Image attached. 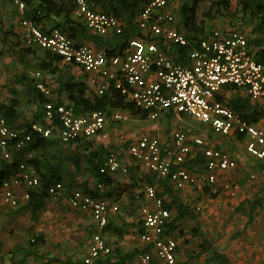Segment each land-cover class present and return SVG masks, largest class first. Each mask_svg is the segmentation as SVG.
I'll return each mask as SVG.
<instances>
[{"label": "built area", "instance_id": "built-area-1", "mask_svg": "<svg viewBox=\"0 0 264 264\" xmlns=\"http://www.w3.org/2000/svg\"><path fill=\"white\" fill-rule=\"evenodd\" d=\"M23 17L21 20L23 42L27 48L46 50L61 58L67 65L80 67L86 73H94L105 80L98 91L103 95L107 87L114 89L137 108L148 113L147 120H157L161 113L169 111L177 117L189 116L208 124L216 133L231 139L242 140L249 156L264 168V130L249 122L220 100L227 87H234L248 94L256 103L264 102V46L249 44V35L240 28H213L207 35L185 33L183 23L177 21L174 0H147L134 19V26L142 37L131 38L113 54L103 48L87 44L78 45L59 28L45 31L35 21L25 18L28 0H10ZM182 1V0H180ZM229 5L239 0H223ZM74 16L82 20L96 36L121 35L124 25L114 15L91 8L90 0H73ZM178 47L186 49L184 61L171 54ZM36 89L47 99L44 105V122L33 123L18 129L7 125L0 118V163L12 162L21 153L25 159L15 173L3 182L5 205L18 208L20 198L16 188L23 189V197L41 188V178L33 163V150H29L34 135L50 139L57 137L62 143L106 139L108 121L127 122L132 115L114 111L109 117L104 112L77 115L70 104H55L50 86L52 77L42 71L35 74ZM122 140H126L122 137ZM130 142V158L157 180H169L173 187L182 191L190 185L195 191L221 192L230 197L240 191L237 182L229 180L238 167L237 161L226 151L214 147L203 132L179 131L165 145L159 137L143 135ZM201 153L204 164L196 170L188 169L191 160ZM127 173L119 155L109 152L104 158L100 173L114 176ZM227 179L221 183V177ZM256 180V175L250 176ZM105 191V185H98ZM47 195L54 200L64 198L63 183L47 188ZM140 203L142 243L151 251L138 255V264H178L177 240L166 234L172 212L164 207L158 195V185L147 184L134 195ZM264 199V195H263ZM69 203L72 209L89 212L99 231L109 224L117 205L81 190L72 191ZM196 212L202 210L195 208ZM111 253L100 235L94 237V245L84 259V264H96Z\"/></svg>", "mask_w": 264, "mask_h": 264}, {"label": "crops", "instance_id": "crops-1", "mask_svg": "<svg viewBox=\"0 0 264 264\" xmlns=\"http://www.w3.org/2000/svg\"><path fill=\"white\" fill-rule=\"evenodd\" d=\"M178 1L174 0L173 4H176L177 21L178 18L180 19L179 21H182L181 7L183 5L178 4ZM203 2H207L211 9L212 4L210 1L206 0ZM220 8L217 11L223 10L222 7ZM73 17L79 20L75 16ZM22 18L16 6L10 0H0V103L9 104L12 100H17L20 103L23 101L20 94L24 92L30 100L29 103L34 104L36 107L33 109L34 113L32 117H25V115L21 114L15 126L18 129L27 127L33 123L44 122V106L39 105L38 97L39 95L44 96L36 89L37 80L35 74L38 71L51 75L52 82L50 86L53 90V101L57 105L65 103L72 105L66 93L58 92L60 85L58 78L60 79V77L71 76L77 82L84 84L87 87L86 94L90 97L91 95H98V91L105 85L103 78L94 73H86L78 66L67 65L61 58L46 50L27 48L23 42ZM229 19L232 23L228 21ZM63 20V16L46 18L42 20L41 26L44 27L43 30L48 31L56 28L57 24L63 22ZM223 22H226V24ZM228 22L232 25L235 23L228 16L223 18L222 23L225 27L231 26ZM183 31L189 36L190 33H188L186 28ZM114 36L110 34L97 37L111 41L114 39ZM74 42L78 45L87 44L99 48L90 41ZM121 47V43L117 41L113 45L102 46L101 48L114 52L118 51ZM171 54L174 53L171 52ZM58 58L59 61L57 60ZM111 87L114 88L113 85H110L107 87L106 92ZM30 88L34 89L31 90ZM222 95L228 99L234 97L249 98L246 92L234 87L226 88L222 92ZM255 124L264 130V119ZM191 133L193 134V132ZM151 136L159 137L165 145L171 144L172 136L167 137L166 140L162 139L159 133L156 134V132ZM50 139L54 142L53 147H49L44 151L33 150V163L39 172L40 178L42 175H45L47 181H50L48 186L56 183L64 184V198L60 200H54L47 196L42 205L34 210V208L27 206L28 201L23 197V189L16 188L15 190L20 198V206L12 208L5 205L2 184L15 173L18 164L25 159V156L21 153L17 156L18 159L21 157L19 161L14 159L12 162L0 163V264H64V261L55 260L53 254L49 255L48 252L50 251H44L43 247L49 244L53 238L58 240L60 236H62L60 243H63V235L65 237V234L68 232L70 235V231L72 230L75 231L74 235H77L81 239L87 238L89 241L83 255H81V252L76 257H73L72 261H65V264H84L85 257L89 255L94 245V237L96 235H100L106 241L108 247L111 248V253L106 257H102L96 264H138L139 253L151 251V248L147 247L140 240V234L145 231V228L142 224L140 203L135 200L134 195L136 192L142 190L144 185L148 184L144 178L149 173L135 163L128 154L129 158L121 160L122 164L127 167L128 172H121L111 176L112 184L109 187L106 186L104 192L100 191L98 189V181L92 171L93 164L90 162L89 152L81 146L84 141L80 140L81 142L66 144L62 143L55 136ZM101 140V137H94L90 140L93 143V151L103 146L98 143ZM232 141L234 143L232 150L235 151V155H232V157L237 161L238 167L232 172L233 174H227V178L239 183L241 187L239 193L234 197H230L226 193L221 192V188H219L216 193L208 191L209 193L206 194L197 192L192 186L188 185L182 191L177 190L182 193L183 198L190 200L189 198L192 195L202 196L211 194V197H214L213 195L216 198L224 196L234 201L238 199H253L255 201L250 207V212L255 211L260 205H264V168L260 165L259 161L247 154L245 143L242 140L233 138ZM129 143L127 142V144ZM236 144L240 147L236 146ZM76 162L79 168L75 167ZM83 162L84 167H82ZM97 162L98 160L95 163ZM101 163L102 161L100 165ZM253 174L256 175V180L250 179V176ZM227 178L222 176L220 179L221 183L225 182ZM78 189L105 199L109 203L119 207V211L113 213L110 217L109 225L111 230L107 232L105 230L99 231L89 212L71 208L69 203L70 195L72 191ZM261 189V193H258ZM257 193L259 194L258 196ZM258 201V207L255 210H251L253 204ZM205 206L200 203L197 207L205 209ZM56 219H64V223L55 222L57 221ZM49 220L53 221L49 222ZM58 226L60 228L55 231ZM176 240L178 243V264H196L197 260H192L193 258L190 255L187 256L185 247L179 239ZM76 244L74 242V245ZM204 250L203 253H205ZM152 253L154 254L156 264H159L157 263L154 251Z\"/></svg>", "mask_w": 264, "mask_h": 264}, {"label": "rangeland", "instance_id": "rangeland-1", "mask_svg": "<svg viewBox=\"0 0 264 264\" xmlns=\"http://www.w3.org/2000/svg\"><path fill=\"white\" fill-rule=\"evenodd\" d=\"M192 2L193 0H179L177 3L184 5ZM215 2L218 6L214 10H210L207 2L198 4L196 15L198 31H201L200 27H202L204 35H207L213 28H224L223 23L226 24V22L222 23V20L228 16L236 22L235 24L240 25L241 30L248 32L250 39H255L254 29L256 23L251 18V14L244 9L242 0L228 6L225 5L226 3L223 0H216ZM220 7L223 10L217 11L218 8L221 9ZM175 16H178L177 12H175ZM179 20L178 18V22L182 23ZM228 21L232 23L230 19ZM193 34L199 35V32L193 30ZM20 96L23 100L19 103L21 114L25 117H32L33 109L36 108L35 105L29 103L30 100L24 92H21ZM107 128L108 137L98 143L108 151H114L119 155L120 160L129 158L127 152L129 144L125 142L126 140L132 141L146 134L152 135L154 132L159 133L162 139L165 140L179 131L187 133L203 132L210 138L214 147L228 152L231 156L235 155V151L232 150L234 143H232L231 138L216 133L208 124H203L186 115L177 117L175 113L169 111L161 113L157 120L144 121L134 117L127 122H113L110 120ZM122 137H125L126 140H122ZM236 146L240 147L237 144ZM82 167H84V162ZM261 191L262 189L258 193H261ZM176 193L184 203H189L194 209L200 203L206 205L205 209L202 207V211L196 213L195 220L187 219L179 223V229L183 230L184 237L180 236L179 233L176 234L185 247L187 256L190 255L193 258L192 260H197L196 264H213L210 261V256L214 251L224 255L229 260V264H264V205H260L255 211L250 212V207L255 201L253 199L234 201L224 196L216 198L210 195H192L189 198L190 200H187L182 197L181 192L177 191ZM56 220L55 222L64 223V219ZM52 221L49 220V222ZM59 228L60 226L56 227L55 231ZM74 233L75 231L72 230L70 235L69 232L65 234V237L63 235V243H60L62 236L58 240L53 238L49 244L43 247L44 251H50L48 252L49 255L53 254L55 260L64 261V264L65 261H72V258L81 252V255H83L89 239H81ZM74 242L77 244L74 245ZM208 245L210 246L208 247ZM206 247H208L207 252L203 253Z\"/></svg>", "mask_w": 264, "mask_h": 264}, {"label": "trees", "instance_id": "trees-1", "mask_svg": "<svg viewBox=\"0 0 264 264\" xmlns=\"http://www.w3.org/2000/svg\"><path fill=\"white\" fill-rule=\"evenodd\" d=\"M202 1L206 0H193L191 4H184L181 7L182 23L190 34L193 33L194 30V32H199V35H204L202 27H200L201 31L197 30L196 16L197 6ZM207 1H210L212 4L210 10H214V8L218 6L214 0ZM146 2L147 0H90L91 8L93 10H99L104 13L114 15L123 23V33L121 35H115L114 39L111 41L94 36L90 33L82 20L74 19L73 16L76 7L73 0H28L29 8L26 13V18L35 21L41 26L42 20L46 18L63 16V22L57 24L56 28H59L63 32L67 33L74 41H78V43L79 41H90L99 48L102 46L113 45L115 42L119 41L123 46L124 44L122 43L131 38L142 37V34L139 30H137L133 22ZM225 3V5H229L227 2ZM242 3L244 4V9L251 14V18L254 19L256 23V27L254 29L256 37L255 39H250V36H248L249 44L257 47L264 46V0H242ZM235 23L234 25L231 24L232 27L239 28L240 25ZM41 27L44 29L43 26ZM186 49L188 50V48ZM186 49L175 47L173 53L176 56H179V60L184 61ZM110 54H113V52H110ZM57 60L59 61V58ZM58 81L60 83L58 92H63L68 95L69 101L73 105L77 115L104 112L111 117L115 110H123L129 112L134 118L140 120L148 118L147 112L137 108L133 103L126 101L121 93L112 87L109 88L103 95H91L90 97L86 94L87 87L84 84L77 82L73 77H60V79L58 78ZM30 89L33 90L34 88ZM38 97L39 105L44 106L47 99L41 95ZM220 100L226 105V107L232 109L234 112L241 115L251 123L255 124L264 119V102L254 104L251 102L252 100L250 98L234 97L232 99H228L222 94L220 96ZM20 117L21 113L19 111V102L17 100H12L9 104L0 103V118L4 119L8 126L15 128ZM90 140H81L84 141L81 146H83L84 150L89 152V159L93 164L92 171L98 181V184L109 187L112 184V179L111 177L104 176L100 173V162H103L105 156L112 150L108 151L103 146H100L99 149L93 151V143ZM53 144L54 142L51 139L34 135L28 149L30 151H44L49 147H53ZM15 159L19 161L21 160V157L20 159H18V157ZM97 160L98 162L95 163ZM78 163H75L76 168H79ZM203 164V156L201 153H198L195 159L190 161L188 169L197 171ZM41 178L42 188L39 191L32 192L30 199L27 202V206L34 208V210L41 206L48 196L46 190L49 187L48 184L50 181H47L45 175H42ZM144 180L148 184L158 185V195L164 200V207L169 209L173 214L170 224L167 227L166 234L174 237L175 239H178L176 236L177 233L184 237L183 230L179 229V223L187 219L195 220L197 213L196 210L191 207L189 203H184L182 201L181 197L176 193L177 190L173 187L169 180H157L150 174L145 176ZM208 193L209 192L206 191V194ZM213 196L216 197L215 195ZM258 205L259 201L253 204L251 210H255ZM104 230L106 232L111 230L110 225L108 224ZM209 246L210 245H208V247ZM208 247H206L204 252H207ZM210 261L213 264H229V260L224 255L215 251L210 256Z\"/></svg>", "mask_w": 264, "mask_h": 264}]
</instances>
